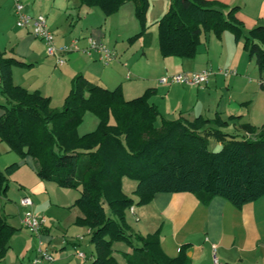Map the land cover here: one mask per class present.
Returning a JSON list of instances; mask_svg holds the SVG:
<instances>
[{
	"label": "trees",
	"instance_id": "obj_1",
	"mask_svg": "<svg viewBox=\"0 0 264 264\" xmlns=\"http://www.w3.org/2000/svg\"><path fill=\"white\" fill-rule=\"evenodd\" d=\"M127 1L134 5L140 30L146 32L149 0H79L81 6L98 7L105 16L114 14ZM238 6L226 7L209 0H170L157 21V40L162 57L193 58L206 33L219 37L229 31L242 41L258 71H264V26L244 32L236 17ZM22 60L0 51V141L31 157L38 177L61 188L75 189L74 201L82 212L75 222L90 230L93 245L90 264H117L112 244L125 241L131 252L128 264H198L183 247L176 257L160 247L157 232L132 231L126 210L150 202L160 192H190L204 203L220 196L240 207L264 195V123L243 124V132L223 129L228 121L219 113L189 121L160 118L149 101L152 88L125 99L120 85L108 89L92 84L82 74L73 77L62 107H51L50 98L39 90L28 91L12 80L11 67ZM97 117L95 129L78 133L85 112ZM209 138L220 148L208 149ZM133 179L136 198L122 190V177ZM0 170V196L7 189ZM17 228L0 207V261L10 247ZM218 264H232L228 262Z\"/></svg>",
	"mask_w": 264,
	"mask_h": 264
},
{
	"label": "crops",
	"instance_id": "obj_2",
	"mask_svg": "<svg viewBox=\"0 0 264 264\" xmlns=\"http://www.w3.org/2000/svg\"><path fill=\"white\" fill-rule=\"evenodd\" d=\"M22 1L29 14L45 16L57 46L77 40L80 47L67 53L65 62L57 65L47 55L42 40L35 38L28 28L16 26L13 0H0V51L5 57L26 63L11 67L13 83L28 91L39 90L52 104L62 103L73 77L82 74L88 82L108 89L120 85L125 99L152 88L154 92L149 101L156 105L160 118L191 121L199 115L213 118L219 113L228 121L223 129L229 132H243L242 125L246 123L254 126L264 123V71L259 73L254 58L248 56L242 41L236 42L231 32L224 31L219 37L206 33L193 58L160 55L157 21L167 11L170 0L160 2L159 15L154 19L156 32L153 26L134 42L139 43L141 56L135 58L129 52L126 55L113 44L110 50L114 58L108 63L96 51L88 54L84 49L89 37L104 45L107 43L103 26L119 28L123 22L119 9L104 18L98 7L81 6L79 0ZM209 1L226 7L238 6L235 15L246 33L256 26H264V0ZM102 19L104 25H99ZM203 69L212 72L203 85L160 83L163 76ZM224 69L236 73L225 76L220 72ZM0 102H4L1 93ZM31 165L34 168L32 160ZM26 187L21 196L31 197V209L45 215L46 224L38 233L31 234L21 225L24 207L19 203L20 209L15 215L7 214L8 222L17 230L0 264H32L38 249L53 256V261L41 264H90L93 254L90 230L71 225L82 216L81 210L74 206L78 191L61 188L37 176L31 183L29 179ZM134 189V183L122 178L123 192L135 199ZM131 208L126 212V220L132 231L142 235L157 232L160 247L169 257H176L183 247L187 255L190 253V260L198 264H264V195L236 207L220 196L204 203L190 192H160L150 202ZM56 225H64L65 229H58ZM113 248L118 263L126 264L117 252L129 253L131 247L117 242ZM77 251L84 252L85 258L78 257Z\"/></svg>",
	"mask_w": 264,
	"mask_h": 264
},
{
	"label": "rangeland",
	"instance_id": "obj_3",
	"mask_svg": "<svg viewBox=\"0 0 264 264\" xmlns=\"http://www.w3.org/2000/svg\"><path fill=\"white\" fill-rule=\"evenodd\" d=\"M164 1L165 0H149L148 9L146 12V30L148 29L150 30L154 26L155 28H153V31L156 32V22H154V19L157 17V15H159L160 2H164ZM132 4L133 3L131 1H127L119 7V11L117 10L119 14V18L123 20V22L120 23V25H118L119 28L116 29L115 26L114 28H110L109 25L107 24L104 25L103 19L101 21V24L99 25H104L103 30H105V32L107 33V43L105 44L107 48L112 49L114 44L117 51L121 50V52L122 53L125 52L126 55L130 53L129 55L138 58L139 56H141V50L139 49L140 47L139 43H134L137 39L134 41H129L128 39L130 35L132 36L134 33H137V31L140 30L139 21L137 20L134 14V10L132 9L133 8ZM102 16L105 18L104 14ZM151 53L152 52L150 51L149 54ZM62 104L63 102L57 104V106L56 104H52L51 107L59 109L62 107ZM96 125H97V117L93 113L87 111L85 112L82 122L78 126L77 130L79 133H81L82 131H84V133H87L88 131L95 129ZM219 148H220L219 143L215 139L209 138L208 149L211 151H216ZM31 160L33 161L31 157L30 159L22 157L19 152L10 149V147L7 145L6 142L0 141V170L6 176L7 184H8L5 194H2L0 196V207L2 212L6 215L8 213L11 215L16 214L17 209L18 210L20 209L19 202L22 197L21 196L22 192L24 189H27L26 183H28L29 179L31 183L33 179L36 178V176L38 177L35 168H33V166L31 165ZM122 178H125L126 181L136 184V182L133 179L129 178L128 176L124 175ZM23 187L25 188L23 189ZM127 211L128 210H126V212ZM11 218H14V216H11ZM71 225L74 227L82 226L83 228H85V230L87 229L86 226L77 224L75 220ZM56 227L58 229H65L64 225L62 226L56 225ZM29 232L33 234L31 230H29ZM117 242L127 247L130 246V244H128L125 241H115L114 243ZM112 249L114 252L115 249L113 248V244H112ZM117 255L124 257L126 264H128L125 254L117 252ZM116 262L117 264H119L117 260Z\"/></svg>",
	"mask_w": 264,
	"mask_h": 264
},
{
	"label": "built area",
	"instance_id": "obj_4",
	"mask_svg": "<svg viewBox=\"0 0 264 264\" xmlns=\"http://www.w3.org/2000/svg\"><path fill=\"white\" fill-rule=\"evenodd\" d=\"M13 12L15 16V24L20 28H28L30 33L37 39L44 42L46 53L55 59L57 65H62L65 62V55L71 51H78L80 47L77 40H72L68 45H59L55 43V36L49 29L45 16L31 15L25 10V4L22 0H13ZM88 54L96 51L99 58L108 63L114 58L112 50L107 48L102 43L98 42L92 37L87 38V46L84 49ZM220 72L227 76L228 74H235L234 70H220ZM212 72L208 69L200 71H182L160 78V83H179L184 85H203L207 83L208 78ZM20 205L24 207V212L21 217V225L31 230L36 234L46 224V217L43 214H38L31 209L32 199L29 195H23L20 199ZM132 210V208H130ZM214 247V246H213ZM80 258H85L82 251H77ZM53 261V256L41 249H38V254L33 258L32 264H41L42 262Z\"/></svg>",
	"mask_w": 264,
	"mask_h": 264
},
{
	"label": "water",
	"instance_id": "obj_5",
	"mask_svg": "<svg viewBox=\"0 0 264 264\" xmlns=\"http://www.w3.org/2000/svg\"><path fill=\"white\" fill-rule=\"evenodd\" d=\"M190 255V253H188V256Z\"/></svg>",
	"mask_w": 264,
	"mask_h": 264
}]
</instances>
